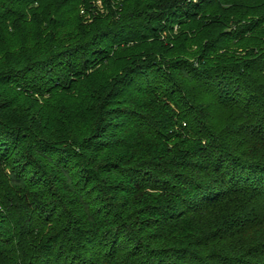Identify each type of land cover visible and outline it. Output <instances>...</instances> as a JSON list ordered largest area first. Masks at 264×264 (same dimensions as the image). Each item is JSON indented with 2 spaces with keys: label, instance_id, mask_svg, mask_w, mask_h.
<instances>
[{
  "label": "trees",
  "instance_id": "trees-1",
  "mask_svg": "<svg viewBox=\"0 0 264 264\" xmlns=\"http://www.w3.org/2000/svg\"><path fill=\"white\" fill-rule=\"evenodd\" d=\"M263 226L264 0H0V264H264Z\"/></svg>",
  "mask_w": 264,
  "mask_h": 264
},
{
  "label": "rangeland",
  "instance_id": "rangeland-1",
  "mask_svg": "<svg viewBox=\"0 0 264 264\" xmlns=\"http://www.w3.org/2000/svg\"><path fill=\"white\" fill-rule=\"evenodd\" d=\"M247 1L254 2V3H258V2H261L262 0H247ZM99 7L102 9V6H99ZM103 11L104 10H102V12ZM179 30H180L179 26H176L174 32L175 33H178ZM164 35H166V34H164ZM53 107H54V111L53 112H54V114L56 116V119H57L56 120V123H57V127H58L59 125H62V122H63L62 121L63 118L60 116V112H61V109L62 108L59 109V106H57V105H54ZM76 117H77V114L73 117V121H74V118H76ZM263 236H264V226L261 227V228H259V230L255 233V235L253 236V238L260 239Z\"/></svg>",
  "mask_w": 264,
  "mask_h": 264
}]
</instances>
